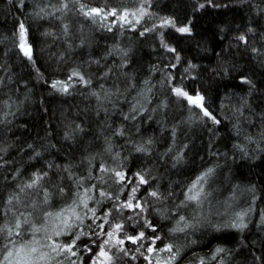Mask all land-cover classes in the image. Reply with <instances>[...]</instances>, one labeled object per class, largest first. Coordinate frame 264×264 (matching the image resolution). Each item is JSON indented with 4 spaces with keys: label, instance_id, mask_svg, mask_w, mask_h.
Listing matches in <instances>:
<instances>
[{
    "label": "trees",
    "instance_id": "obj_1",
    "mask_svg": "<svg viewBox=\"0 0 264 264\" xmlns=\"http://www.w3.org/2000/svg\"><path fill=\"white\" fill-rule=\"evenodd\" d=\"M62 3L67 9L56 12ZM141 3L148 15L139 24L131 16L121 21L86 17L80 11L81 5L85 11H107L131 10ZM199 3L206 0H25L23 7L20 0H0V201L34 173H48L41 184L49 189L57 184L65 188L64 195L55 191L48 205L40 204L42 191L21 194L17 211L32 213L26 228L43 223L41 210L60 211L92 185L97 187L89 193L94 197L89 207L102 218L114 203L129 198L138 182L133 174L139 172L148 183L139 185L136 197L146 210L134 220L127 219L134 215L128 209L113 211L111 223L124 224L120 238L140 231L158 235L155 247L172 244L179 249L174 264H200L201 259L205 264H264V0H215L219 7L194 11ZM164 17L173 18L177 26L191 21V34L170 27L145 31ZM21 21L28 29L32 60L16 46L13 33ZM239 35L246 36L247 44L236 39ZM161 39L175 52L167 51ZM74 70L90 83L78 77L69 81ZM56 80L70 85L68 93L51 87ZM173 86L202 95L204 107L219 123L178 98ZM119 131L124 134L116 135ZM141 145L145 152L136 151ZM69 165L70 173L64 172ZM101 166L125 173L123 190L111 172H100ZM199 177L207 199L205 221L197 216L195 202L186 200ZM100 190L119 200L101 197ZM150 191L160 193V199L149 196ZM33 199L40 210L26 207ZM232 210L247 213L243 231L224 226V215ZM78 211L86 212L82 206ZM145 220L155 232L144 227ZM12 221L14 217L0 215V224ZM89 224L92 220L85 219L74 231L87 232ZM181 227L183 232L172 231ZM12 239L18 242V237ZM58 241L70 242L69 236ZM4 243L0 238V245ZM77 244L80 251L71 259L91 264L83 245L96 251L92 240L84 236ZM122 247L130 255L118 253V264H148L135 252L139 243L125 239ZM217 247L230 254L212 260ZM141 252L147 254L144 248ZM57 261L70 264L63 256Z\"/></svg>",
    "mask_w": 264,
    "mask_h": 264
},
{
    "label": "snow or ice",
    "instance_id": "obj_2",
    "mask_svg": "<svg viewBox=\"0 0 264 264\" xmlns=\"http://www.w3.org/2000/svg\"><path fill=\"white\" fill-rule=\"evenodd\" d=\"M13 0H9V3H12ZM25 0H20V7L24 6ZM75 2H79V0H75ZM145 3L149 2V0H144ZM207 6L211 7H219L220 5L215 3V0H206V3H199L198 8H194L195 10L203 9ZM67 3H62L59 8H56V12H61L67 9ZM44 9H40V12H43ZM80 11L86 17L91 16H103L105 19L107 16L118 17L121 21H127L128 17L131 16L135 19L137 24L140 23L141 19L148 15L147 9L144 7L143 3L140 4L139 7L135 9H123L117 10L112 8L110 10L105 11L104 9L98 8H90L85 11V6H80ZM37 16L40 13H36ZM51 15V14H50ZM191 21H189L188 25L177 26L175 20L173 18L164 17L160 19L159 24L153 25L151 29H145V31H154L156 28H174L176 32L181 34H191L190 25ZM111 30V29H109ZM65 31H67V25H65ZM251 31V29H249ZM46 35L48 33H45ZM144 35V32L140 33ZM16 37L17 44L16 46L20 49V52L27 59L32 60L33 57V49L32 46L28 42V29L23 21L19 22L16 28V31L13 33ZM236 39L240 42L247 44V38L245 35H239ZM162 46L169 52H175L174 48L169 47L166 43H164L163 39H161ZM253 51H256L253 49ZM179 62V56L176 57ZM175 67V65H173ZM189 67H195V65H189ZM187 72L188 69H185ZM73 77H78L80 80L84 81L85 84L90 83V81H85L84 77L78 72L73 71L69 76V81L73 79ZM243 83H251L247 80V78H242ZM3 83V80L0 79V84ZM69 84L64 81H53L51 87L57 91L68 93ZM172 92L178 97L186 99L188 104L193 107H198L203 112L205 117H208L213 121V123L218 124L219 120H217L205 107H204V97L199 93H196L195 96L190 95L187 91L183 90L181 87L173 86ZM93 95H96L93 93ZM126 119H135V117H125ZM2 122V121H0ZM79 128V126H77ZM116 135H123V131H119L115 133ZM65 138L68 139V133H65ZM151 143V141H148ZM31 147V145H29ZM4 149H0L3 151ZM147 149L144 146H139L136 148L137 152H145ZM105 151H111L110 147H107ZM39 155V153H37ZM0 161H2V157H0ZM3 166V163H0V167ZM51 167V165H50ZM71 166L64 167V172L70 173ZM209 172L212 169L208 170ZM101 173H109L111 172L116 180L115 182L122 185L121 190H123V186H125L126 176L123 171H119L116 169H109L105 166L100 167ZM48 173H34L33 178L23 184L18 186V191H13L6 200L0 201V215H9L14 217V221L6 222L0 224V238L6 241L3 245H0V264H52L53 261H56V264H63V261H57V257L63 256L65 260H69L70 264H76L75 260H72L71 257H76L78 252L80 251V246L77 244V241H80L82 237L88 236L89 239L92 240V244L97 249L93 251V248L88 244H84L83 248L86 252L91 254V264H118V261L121 259L117 254L123 253L124 256H129V251L122 247L124 245L125 239L130 241L132 244H138L139 247L135 249L137 254L143 255L144 259L148 262V264H174L179 255V249L174 250V245L165 244L162 248L155 247L156 241L160 240L161 237L156 235L152 237H148L144 231H140L136 235H125L123 238L119 237V233L123 232L124 224L123 223H111L109 217L112 216L113 211L122 213L124 209H128L133 212V216H129L128 220H134L135 218L140 217V214L143 213L146 208L145 205L142 204L136 197V192L139 190V185H144L148 183V180L142 173H134L133 176L138 178V182L135 186L132 187L131 192L129 193V198L122 203H114L113 208L109 209L104 213V216L97 217L96 216V208L89 207V201L93 200L94 197L89 195V193L95 189L97 186L92 185L91 187L84 188L83 192H77L76 199L72 201L70 205L66 208L61 209L59 212H51L48 210H41L42 215L45 221V224L48 223L49 218H54L59 223L54 225L51 234L47 235V243H43L40 239L37 238L36 234L42 231V227L37 226L35 223H32L30 228H26V225L30 224L29 217L32 213H28L27 215L24 212H18L17 206L21 204V194L32 195L31 192L26 193V190H36V194L43 192V198L40 201V204L48 205L55 191H58L61 195L65 194V188L62 184L54 185L52 189L45 187L41 184V181L47 177ZM206 175V174H205ZM7 179V178H6ZM15 179V177H13ZM99 179H103V177H99ZM203 177L197 178V181L193 183L192 187L188 189V193L186 194L187 201H195L197 203L200 202L201 195L203 194V188H197V185ZM75 183L78 187H82V181L79 179L75 180ZM127 183H133L132 178H127ZM99 195L101 197H105L107 199H111L114 201H118L119 197L112 196L111 193L100 190ZM149 196L160 199V193L157 191H150L148 193ZM99 203V201H98ZM6 206V207H5ZM82 208L86 210L84 215H81L78 208ZM26 207H31L34 210H40L38 208V204L36 200H32L30 204L26 205ZM138 210V211H137ZM87 213H91V216H88ZM246 212L237 213L235 219L229 225L233 229H237L243 231L247 228V223L245 222ZM85 219H91L92 224L87 225L88 231L85 232L83 230L74 231V229L79 228L81 225H84ZM96 219H103V223L95 224ZM261 219L264 220V214H262ZM180 221H184L185 217L180 216ZM105 224H109V230H105ZM95 225V227H93ZM145 228H151L153 232L156 231V228L152 226L147 220L144 222ZM184 227H188L185 224ZM184 227L172 229L175 231H184ZM99 229V231H96ZM45 232L48 229L43 228ZM25 234H30L31 239L23 240ZM61 236H69L70 242H59L58 240H54L53 237L59 238ZM106 237L103 240H100L97 243V240L100 237ZM13 237H20L21 242H17L12 239ZM95 237L96 239H92ZM148 240L149 244L145 245L140 243L142 241ZM144 248V252H141V249ZM42 249H48V251H43ZM229 252L230 250H226L223 247H217L215 252L212 255V260H216L217 257H221L222 254ZM161 253H167V256L160 255ZM152 257H155V261H153ZM133 258H135L133 256ZM200 264H205L204 260H200Z\"/></svg>",
    "mask_w": 264,
    "mask_h": 264
},
{
    "label": "rangeland",
    "instance_id": "obj_3",
    "mask_svg": "<svg viewBox=\"0 0 264 264\" xmlns=\"http://www.w3.org/2000/svg\"><path fill=\"white\" fill-rule=\"evenodd\" d=\"M143 19V18H142ZM141 19V20H142ZM135 20V19H134ZM130 22V21H129ZM141 22V21H140ZM133 23H136L135 21ZM137 24V23H136ZM196 109L200 110V112L203 114V112L201 111L200 108L198 107H195ZM203 188V184L200 182L198 185H197V188ZM206 198L203 196V194L201 195V198H200V202L197 203L195 201V204L197 206V216L200 218L201 221H205L206 218L208 217V211H203V208H206ZM228 211V210H227ZM56 212H59V211H56ZM55 213V212H54ZM238 212H236L235 210H232L229 214H225L224 216H227L225 220H223L222 222H224V226H227L230 227L229 225L232 223V221L235 219V216ZM219 215H223L222 213H220ZM204 217V218H203ZM205 219V220H204ZM200 221V222H201ZM59 222L56 221L54 218H49V221L47 224H45V221H43V223L37 225V226H40L42 227V231L40 233H37L36 236L38 239H40L43 243H47V235H50L51 234V230L53 228L54 225L58 224ZM205 223V222H204ZM227 224V225H226ZM31 226V225H30ZM47 228L48 231L45 232L43 230V228ZM30 228V227H29ZM28 239H31V235L30 234H25V236L23 237V240H28ZM54 240H59V238H56V237H53ZM21 242V238L18 237V243ZM43 251H48V249H42ZM58 259V257L56 258ZM52 264H56V261H53Z\"/></svg>",
    "mask_w": 264,
    "mask_h": 264
}]
</instances>
